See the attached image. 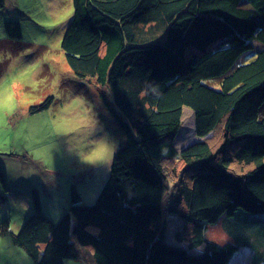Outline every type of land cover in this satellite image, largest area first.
Segmentation results:
<instances>
[{
    "label": "trees",
    "instance_id": "1",
    "mask_svg": "<svg viewBox=\"0 0 264 264\" xmlns=\"http://www.w3.org/2000/svg\"><path fill=\"white\" fill-rule=\"evenodd\" d=\"M72 7L61 40L66 63L102 88L126 143L93 204H80L72 186L71 205L54 222L35 196L37 211L16 234L1 221L0 237L9 234L33 264H65L82 251L93 264H226L239 244L207 240L206 225L238 209L264 214V0H72ZM4 30L0 52L24 47L18 21ZM52 103L48 96L28 113ZM184 107L199 139L177 151ZM219 126L224 137L213 152L208 138ZM173 160L186 166V178L165 203L164 163ZM230 164L246 171L234 174ZM51 171L41 170L58 172ZM165 218L177 221L173 239L185 247L166 242ZM253 249V263L264 264Z\"/></svg>",
    "mask_w": 264,
    "mask_h": 264
},
{
    "label": "rangeland",
    "instance_id": "2",
    "mask_svg": "<svg viewBox=\"0 0 264 264\" xmlns=\"http://www.w3.org/2000/svg\"><path fill=\"white\" fill-rule=\"evenodd\" d=\"M72 15V0H4L0 8V40L6 38L4 22L18 21L25 43L20 50L0 52V222L8 220L9 231L14 234L37 211L35 196L40 212L54 222L71 205L72 186L80 204H93L109 176L116 150L126 143L102 102V88L93 79L76 77L66 63L61 40ZM48 96L53 98L49 109L28 113L30 106L39 105ZM210 135L208 143L215 152L224 137L221 126ZM198 139L193 111L184 107L175 148L180 151ZM230 165L234 174L246 171L244 166ZM164 167L167 203L181 178H186V166L173 160ZM45 168L58 172L47 175L41 172ZM165 221L166 242L185 247L173 239L179 228L177 221ZM206 226L207 240L239 244L226 264L253 263L252 244L264 239V214L238 209L232 216H222ZM81 255L65 260V264H93L87 252ZM0 264L33 261L6 234L0 237Z\"/></svg>",
    "mask_w": 264,
    "mask_h": 264
},
{
    "label": "bare ground",
    "instance_id": "3",
    "mask_svg": "<svg viewBox=\"0 0 264 264\" xmlns=\"http://www.w3.org/2000/svg\"><path fill=\"white\" fill-rule=\"evenodd\" d=\"M179 146V143L176 144V146ZM254 248H257L258 250H264V239L263 238H259L257 239L256 243H254ZM254 264V263H252Z\"/></svg>",
    "mask_w": 264,
    "mask_h": 264
}]
</instances>
